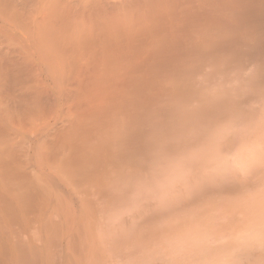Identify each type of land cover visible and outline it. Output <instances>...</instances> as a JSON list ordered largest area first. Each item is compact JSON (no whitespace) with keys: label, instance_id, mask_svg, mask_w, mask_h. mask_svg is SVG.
Here are the masks:
<instances>
[{"label":"bare ground","instance_id":"6f19581e","mask_svg":"<svg viewBox=\"0 0 264 264\" xmlns=\"http://www.w3.org/2000/svg\"><path fill=\"white\" fill-rule=\"evenodd\" d=\"M207 68L264 85V0H0V264H163L164 136Z\"/></svg>","mask_w":264,"mask_h":264},{"label":"rangeland","instance_id":"374dc122","mask_svg":"<svg viewBox=\"0 0 264 264\" xmlns=\"http://www.w3.org/2000/svg\"><path fill=\"white\" fill-rule=\"evenodd\" d=\"M219 56L222 57V55ZM228 57L227 55L226 57L225 56L222 57L224 58V61H226V63H228L229 61ZM219 58L218 56L216 57L217 60ZM226 58H228V61L226 60ZM216 59L215 61L213 60L214 63L217 61ZM220 60L223 61V59ZM222 61L219 62L218 60L217 64L218 63L222 64L221 63ZM210 62L212 65H214L212 63V60H210ZM207 63L210 67L211 64H209V61ZM207 63H205L204 65H207ZM230 63L233 64V66L234 64H236L232 62ZM230 63H228V65L233 69L231 68L229 69L228 67L227 68V70L229 69L228 70L229 72L227 71L228 74L230 72H234V68H236L238 65L237 64L235 65L236 67H232L230 66L231 65ZM242 63L243 65H245V67L242 64L241 67L239 65L238 66L240 67V71L244 73L246 70L245 68L249 67V65H247L246 62L244 61ZM216 66L215 68L218 70L220 67H216ZM222 66L223 65H221V69L224 68L223 70L225 72L226 68ZM255 66H252L250 64L251 68L250 67L249 68L251 70L252 69L256 70L257 67L255 68ZM204 67H202V70L205 69ZM215 68H213L214 71H211V68H207V70H204L205 73L203 72L204 75L206 74V80L208 85L209 82L211 84L208 86L210 88V91L212 90L211 88L215 87V85H218L221 82L220 80L223 79V77H221L222 71L218 70L220 71L219 73L221 74L220 76L221 79H220L219 74L217 73V70ZM241 68L245 69V70L243 69L244 72L242 71ZM237 70L236 72L240 73L242 77L243 76L242 73L240 71L238 72ZM208 71H211L209 72L210 75H208L209 73H206ZM200 72L199 73L197 72V74L203 76V74H201ZM213 72H216V74H218V79L220 82L219 81L217 82L219 83L216 82L217 76L214 77L215 74H213L214 76L211 74ZM224 72L223 75L225 77V74L227 73ZM236 72L234 73V75L230 74L232 78L231 81L232 80L235 81L236 78L240 77L237 75ZM244 74L245 76L247 75L246 73ZM200 75L198 77H200ZM249 75H247V78L249 77ZM196 76H194L195 77L194 80L199 79L196 78ZM202 76L200 77V79L204 81V85H205L206 80L203 79L205 77L202 78ZM250 76H253V74ZM208 77L209 78L213 77L214 79H212L211 81L209 80ZM200 79L199 81L198 80L197 81L199 82L200 85H202V81ZM225 79L226 78L222 80V84H224L223 82L225 81ZM243 79L242 81H244ZM246 80L241 84L244 85L245 83H247ZM255 81L257 80L255 79L253 81H250L253 82L251 83V85L249 84L250 82H248L249 85L245 84L248 85V92L246 87H242L244 90L246 89L245 91L248 94L241 89V86L243 85L239 84V81L237 83L238 85L236 84L237 85L236 88L240 85V88H237L240 89L239 93H238L239 90L236 91V88L234 89L235 84L234 85L232 84L233 86L230 85L232 83L230 81H228L230 82L228 84L229 86L225 85L226 86L225 88L227 90L224 87H222L224 85L220 83L219 86L213 88V92L211 91L212 94L208 91L209 88L207 89L205 88L206 86H202L205 89H207V91L210 93V98H209L208 92L206 91H204V93L202 92L204 94L203 96H206L205 100H208L207 97L210 100H212V98L213 99L215 98L214 97L215 95L217 96L219 94V96H217V100L219 98L218 102H220L221 104L226 102L225 104H223V106H221V104H219L218 106L216 105L212 106L214 102L213 100L211 105H209L210 100L206 101L205 103L204 99L202 101L203 103L202 105L204 106H202L200 101L196 100L197 97L198 98L200 97L201 99L203 97L202 95H200L201 94L199 93L200 91H198V89L200 90V88L202 91V87L197 88L196 86H199V84L197 85L196 83L198 82H195V86H193L195 88L190 89V87L192 86L189 85L190 86V87L188 86L189 90L186 91L188 92L187 94L190 95L188 96L186 94H183L182 100H180L182 104L180 103L179 104L180 106L178 107L182 109L180 110V108L177 107L176 111L174 113L172 112L173 115L175 114L174 115L175 117H173L172 114L170 116L168 115L169 113L166 114L167 115L166 119L167 118L170 119V117L172 116V118L170 119L171 121H174L179 124L182 123L181 125L183 126L180 127L179 124L175 123L177 127L176 126L173 127L175 125L174 122L173 125L171 121L168 122L169 120L168 119L167 122L171 123V125L168 128H171L170 129L171 131H173L172 127L176 129L178 128L179 132L176 129L173 131L174 133H172V137L176 132V134L174 135L176 136L175 139L174 137L172 138L170 136L171 134L169 133L171 132L164 133V135L169 134V136L172 139L168 136H164V140L166 139L169 140H166L164 142L165 145L163 144L165 146V147L163 146V150L166 149L165 151L167 153L166 155L164 153L165 151H163V153L166 156L165 157L166 160L164 161L165 164H163L164 162H162L164 166L162 167L163 168L162 171H164L165 169L167 170L164 171L165 173L162 172L165 176L164 177L165 181L162 180L163 178L161 179V192H160L161 198L162 195L164 196V206H162L163 202H161L162 204L161 207L162 208L164 207V209L162 210V213L164 214V215L162 214L163 216L162 224L163 223L164 224L163 225L161 224L162 226H164L162 231L163 234H161L162 235L161 237L164 236L163 237L164 239L163 238L161 239H163L164 242L163 240L161 241V243H163L162 246L160 243V247L162 248L161 254L163 257V264H166L167 261H168L167 264H173V262L175 264H191V261L193 259L198 260L199 257L200 260L202 259L201 261H204L205 264H207L208 260H210V255H211V260L209 262L210 264L213 263L227 264L228 262L229 264H264V93L260 92L263 91L264 85L258 83L261 84L262 86L261 88V86L258 85V87L260 88L259 90L257 85L254 84ZM212 82H214L215 85ZM228 82L226 80L225 83L227 84ZM249 86L250 87L252 86L253 88L256 86L257 88L255 87L254 88L255 90L252 87L249 89ZM232 88L234 90H232ZM217 89L220 91L221 94L224 93L225 95L224 97L227 98L228 100L224 99L221 102L220 98L223 99V95H221L219 92H216L218 91ZM256 89H258V91L261 94L258 93ZM221 90H225L227 93ZM231 90L234 92H232ZM193 91H195L193 93L194 95L195 93H198V95L197 96L192 95ZM235 91L238 93L236 94L238 97L235 96ZM241 91L242 92L244 91L245 95ZM205 92L208 94H206ZM239 94L241 96L244 95L242 97L245 99H243ZM258 94L261 96V98H259L260 96H258ZM255 95L258 96V98ZM184 96L187 102L184 100L183 98ZM247 96H249L251 99H254L255 101L251 100ZM189 97L191 99L196 97L194 98L195 101L199 102V104L197 103V107L199 105V109H197V107L196 109L199 110V112L200 109H202L201 110L202 112L205 111L206 109L205 113L208 112L209 115L211 116L209 118L208 115L207 116L205 115L206 117H208L209 120H207V118L204 117L203 115L204 112L203 114L200 113V115H203L200 119V116L198 115L199 112L197 114L195 113L197 112L196 109L195 110L194 108L190 109V107H193L192 105L196 104V102L194 101V99L191 100L190 102ZM252 97H256V98H252ZM231 98L233 100L234 99H238V100L232 101ZM248 100L249 102L246 103ZM192 101H194V104ZM244 101L245 103L243 104ZM250 101L252 102L250 103ZM184 102H186L187 104ZM218 102L215 103L218 104ZM235 102L237 103L239 110ZM168 103L169 102H167L166 105ZM231 103L233 104V107L235 106L234 109H232L233 107ZM169 104L167 105V107H169ZM184 104L186 105L185 108H183ZM187 105L189 108L187 107ZM208 105L210 107L205 108V106ZM211 106L216 107L215 109L219 108V110L216 111L212 109V112H209L212 108ZM220 106L222 108H220ZM236 107L237 109H235ZM186 108L190 109L191 111L193 110L194 111L187 113L190 110L187 111ZM178 109L181 112L186 111L185 113H183V116H179V117L177 116L179 114L182 115V113L178 111ZM208 109L210 110L208 111ZM219 112L220 113L222 112L223 115H221L222 113L220 114ZM191 113L192 114L195 113L194 115L195 116L197 115L199 117L196 116L197 119L196 117H194V115L190 117V115H192ZM185 114L187 115L186 117L188 118L190 117L189 120L188 118L184 117ZM191 118L194 119L193 122L195 123V125L192 122L193 125H190L189 128H186V124L188 123L191 124L190 121ZM203 118H205L207 121H205V119ZM180 119H182V122L180 121ZM186 120H188L187 121L188 123L186 122ZM197 120L199 123H197ZM183 121L186 124L183 123ZM168 123H166L164 129L167 128L166 126ZM165 166L168 168H165ZM171 167H173V169ZM224 189H227V191L229 190V192L231 193L234 190V192L232 194L231 193L229 194V192H227ZM230 189L233 190L230 191ZM219 191L222 192L219 193ZM169 234H170V238H169ZM246 254L249 257H246ZM152 255H153V250H151L149 253L150 258L152 257ZM241 255L242 256L244 255V257H241ZM206 256L208 257L206 258ZM215 256L217 259L215 258ZM212 257H214V259ZM214 260L219 262L217 263Z\"/></svg>","mask_w":264,"mask_h":264},{"label":"clouds","instance_id":"9594fccd","mask_svg":"<svg viewBox=\"0 0 264 264\" xmlns=\"http://www.w3.org/2000/svg\"><path fill=\"white\" fill-rule=\"evenodd\" d=\"M191 264H205V262H204V261H201V260L193 259V260L191 261Z\"/></svg>","mask_w":264,"mask_h":264}]
</instances>
